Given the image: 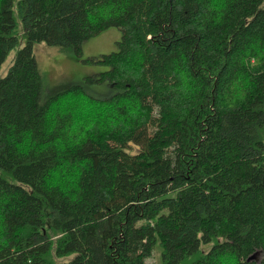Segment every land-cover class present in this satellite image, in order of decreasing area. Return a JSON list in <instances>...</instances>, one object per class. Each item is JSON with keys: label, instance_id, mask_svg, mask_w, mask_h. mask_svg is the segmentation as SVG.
<instances>
[{"label": "trees", "instance_id": "obj_1", "mask_svg": "<svg viewBox=\"0 0 264 264\" xmlns=\"http://www.w3.org/2000/svg\"><path fill=\"white\" fill-rule=\"evenodd\" d=\"M111 26L103 71L45 88L36 43ZM14 48L0 264H264V0H0Z\"/></svg>", "mask_w": 264, "mask_h": 264}, {"label": "rangeland", "instance_id": "obj_2", "mask_svg": "<svg viewBox=\"0 0 264 264\" xmlns=\"http://www.w3.org/2000/svg\"><path fill=\"white\" fill-rule=\"evenodd\" d=\"M120 38L121 32L117 27H108L82 43V56L80 57L70 52L58 51L55 46L48 45L45 42L36 43L33 49L39 69L44 77L45 88L50 84L49 89H54L69 82L80 80L87 74L103 71L105 69L104 66L89 64L82 59L117 50V41ZM15 50L16 48L12 49L1 63L0 76L6 73ZM104 87V85L91 86L93 89ZM208 246L209 244H203L201 248L206 250ZM146 264H161L160 246L158 243L155 245L151 255L146 259Z\"/></svg>", "mask_w": 264, "mask_h": 264}]
</instances>
